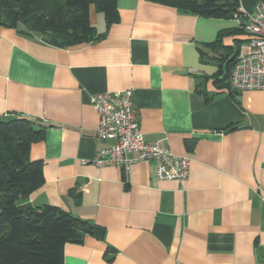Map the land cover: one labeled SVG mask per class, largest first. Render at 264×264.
Returning <instances> with one entry per match:
<instances>
[{
    "label": "crops",
    "instance_id": "obj_1",
    "mask_svg": "<svg viewBox=\"0 0 264 264\" xmlns=\"http://www.w3.org/2000/svg\"><path fill=\"white\" fill-rule=\"evenodd\" d=\"M239 3L253 13L254 0ZM116 9L107 25L90 6L98 38L67 48L0 26V119L44 128L29 151L44 184L20 205L52 206L104 230L66 244V264H264V90L217 89L223 53L204 46L235 20L145 0H117ZM248 39L221 44L235 52ZM128 89L146 142L190 159L185 181H158L151 161L91 162L113 145L96 137L91 96Z\"/></svg>",
    "mask_w": 264,
    "mask_h": 264
},
{
    "label": "trees",
    "instance_id": "obj_2",
    "mask_svg": "<svg viewBox=\"0 0 264 264\" xmlns=\"http://www.w3.org/2000/svg\"><path fill=\"white\" fill-rule=\"evenodd\" d=\"M117 0H0V26H21L20 34L38 36L55 48L89 43L97 37L89 23V8L102 13L107 25L118 19ZM208 19H245L239 13V0H145ZM263 2L264 0H254ZM243 27L220 31L207 45L221 51L224 67L217 89L229 88L236 51L221 44L226 36L243 35ZM229 52V53H228ZM218 74V75H219ZM218 75L216 77H218ZM231 91V90H230ZM206 102L209 98L205 99ZM44 128L22 117L0 119V264H66V244H81L84 236L102 239L104 230L52 206L26 207L20 202L44 184L42 163L29 158L30 147L41 140ZM188 145H190L188 143ZM108 249L107 252H112ZM110 261V259H108Z\"/></svg>",
    "mask_w": 264,
    "mask_h": 264
},
{
    "label": "built area",
    "instance_id": "obj_3",
    "mask_svg": "<svg viewBox=\"0 0 264 264\" xmlns=\"http://www.w3.org/2000/svg\"><path fill=\"white\" fill-rule=\"evenodd\" d=\"M245 19H235L237 27L248 34L247 44L239 51L231 70L229 88L233 92L264 90V1L257 2L253 13H242ZM90 103L97 116L96 137L102 142L113 141V145L100 149L91 160L97 167L119 166L151 161L156 164L158 181L183 182L188 177L190 159L176 156L159 142H146L138 128L137 117L132 106V91L123 90L91 96Z\"/></svg>",
    "mask_w": 264,
    "mask_h": 264
}]
</instances>
